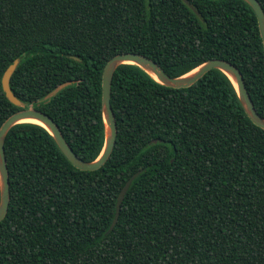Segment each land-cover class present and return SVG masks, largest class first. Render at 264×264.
<instances>
[{"label":"trees","instance_id":"trees-1","mask_svg":"<svg viewBox=\"0 0 264 264\" xmlns=\"http://www.w3.org/2000/svg\"><path fill=\"white\" fill-rule=\"evenodd\" d=\"M189 1L199 14L184 0H0V127L22 108L2 86L20 58L14 93L95 160L105 139L104 66L123 52L147 55L171 76L228 60L264 117L255 11L245 0ZM111 105L117 140L96 170L73 165L40 124L9 131L0 264H264V128L231 79L214 68L175 88L126 63L114 73ZM139 170L110 230L119 193Z\"/></svg>","mask_w":264,"mask_h":264},{"label":"water","instance_id":"water-1","mask_svg":"<svg viewBox=\"0 0 264 264\" xmlns=\"http://www.w3.org/2000/svg\"><path fill=\"white\" fill-rule=\"evenodd\" d=\"M184 1L196 13L199 14V12L189 0ZM245 1L250 4V6L253 8L257 15L259 28L264 44V9L258 0ZM72 58L80 60V58L77 56H72ZM19 63L20 58H16L7 67L2 76V86L7 98L14 105L22 108L11 114L0 127V223L6 216L10 204V177L7 158L5 155V141L7 134L12 129V127L16 124L27 122L25 121V119L38 120L44 124V127L53 136L60 149L63 151L66 157L73 163V165L82 170L99 169L109 159L117 140L118 128L115 112L111 105V89L114 73L116 69L122 64H136L159 83L175 88L189 87L195 82H197L210 70L214 68L219 69L231 79L232 83L234 84L237 90L240 101L250 119L256 125L264 128V117L257 112L254 106L253 100L251 98V95L249 94L241 70L232 62L222 58H211L204 61L203 63L195 67L193 70L184 75L171 76L159 63H157L155 60L148 57L147 55L137 52H123L114 55L111 59L108 60V62L104 66L102 75V113L105 125L104 145L100 155L95 160L86 161L74 152L72 147L66 141L60 126L53 119V117L32 105H30L29 107H25L23 101L14 93L10 85V80ZM58 90L59 89L54 90L49 95L55 94ZM140 172L141 171L139 170L134 173L128 179V181L120 191L116 204V214L111 224L110 230H112L117 223L121 210V205L128 188L130 187L132 181L140 174Z\"/></svg>","mask_w":264,"mask_h":264},{"label":"bare ground","instance_id":"bare-ground-1","mask_svg":"<svg viewBox=\"0 0 264 264\" xmlns=\"http://www.w3.org/2000/svg\"><path fill=\"white\" fill-rule=\"evenodd\" d=\"M25 121H27V122H32V123H37V124H40V125L44 126L43 123H41L40 121L35 120V119H25Z\"/></svg>","mask_w":264,"mask_h":264}]
</instances>
